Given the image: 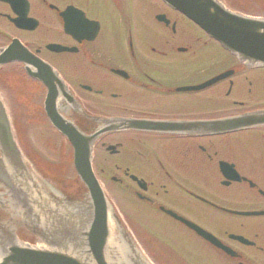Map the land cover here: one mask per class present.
<instances>
[{
	"label": "flooded vegetation",
	"instance_id": "1",
	"mask_svg": "<svg viewBox=\"0 0 264 264\" xmlns=\"http://www.w3.org/2000/svg\"><path fill=\"white\" fill-rule=\"evenodd\" d=\"M222 1L234 10L259 14L257 0ZM127 2L130 9L123 12V4L115 5L114 0H29L37 23L25 32L30 39L26 44L65 85L51 90L56 97L49 110L87 135L100 132L107 119L129 123L98 135L91 164L117 210L130 222L137 215L147 227L164 222L182 228L197 242L191 264H264V215L241 214L264 212V67L241 64L161 3L157 7L167 24L153 20L146 0ZM249 2L250 10L244 4ZM66 5L98 21L91 40L77 41L65 33L59 11ZM49 43L74 46L75 51L49 52L44 49ZM26 79L32 91L28 107L38 129L61 138L46 115L48 88ZM250 115L252 124L231 127L232 121ZM64 143L52 149L59 162L72 159V147ZM223 163L239 180L224 176ZM49 174L56 180L64 175ZM165 210L215 229L234 255L183 229ZM224 227L244 233L252 244L227 240L220 231ZM184 232L181 243L190 240Z\"/></svg>",
	"mask_w": 264,
	"mask_h": 264
},
{
	"label": "water",
	"instance_id": "2",
	"mask_svg": "<svg viewBox=\"0 0 264 264\" xmlns=\"http://www.w3.org/2000/svg\"><path fill=\"white\" fill-rule=\"evenodd\" d=\"M164 1L191 18L241 61L264 62V19L233 13L218 0ZM16 53L11 51V54ZM14 59L7 53H0V64ZM67 134L75 148L85 142L76 132ZM0 150V185L12 199L8 202L12 208L10 218L0 222V250L4 255L0 264H150L126 236L123 245L114 243L106 198L97 182L81 169L84 175L80 177L88 193L81 205L80 200L77 202L75 211L57 213L58 209L44 205L29 194L25 182L32 189L35 184L20 163L1 102ZM75 167L80 173L76 163ZM17 212L29 221L14 217ZM33 215L34 220L31 219ZM21 224L32 234L39 235L46 245L38 247L17 240L14 231Z\"/></svg>",
	"mask_w": 264,
	"mask_h": 264
},
{
	"label": "rangeland",
	"instance_id": "3",
	"mask_svg": "<svg viewBox=\"0 0 264 264\" xmlns=\"http://www.w3.org/2000/svg\"><path fill=\"white\" fill-rule=\"evenodd\" d=\"M148 3L151 4V1H148ZM153 5V4H152ZM154 8H156L154 6ZM156 12L155 10H151L150 14ZM0 30L3 31L2 34H9L11 33L5 28L4 24L0 23ZM1 34V33H0ZM7 37H0V42L3 41ZM23 40L26 41V38H22ZM29 40V39H28ZM2 70H0V89L1 91L8 96L12 106H15L16 103L11 101V89H12V82L11 79L13 80V76L7 77V75L3 76V73H1ZM9 81V83H8ZM10 104V106H11ZM15 113V112H14ZM26 113H19L12 115V120L14 121V130L15 134L20 141L23 144L27 143L28 140V130L27 128L23 125L26 124ZM16 123L18 124L19 128H17ZM40 145L42 147H47L49 145V138L46 137L44 138ZM51 144H53V140H50ZM21 143V144H22ZM23 146V145H22ZM24 147V146H23ZM47 152H52V150H48ZM133 218L136 220L133 221V223H130V227L132 228V231L135 235V238L139 245L142 247L143 251L146 253V255L152 260L154 264H177L176 259L173 258V254L171 253L170 250V242L168 243H161L159 242L152 234L149 232V229L155 231V228H148L144 225L141 224L140 221H137L138 218L133 215ZM128 221H130L128 219Z\"/></svg>",
	"mask_w": 264,
	"mask_h": 264
}]
</instances>
